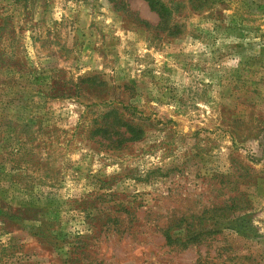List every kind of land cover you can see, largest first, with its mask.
<instances>
[{
	"label": "rangeland",
	"instance_id": "374dc122",
	"mask_svg": "<svg viewBox=\"0 0 264 264\" xmlns=\"http://www.w3.org/2000/svg\"><path fill=\"white\" fill-rule=\"evenodd\" d=\"M157 1L0 0V264H264V0Z\"/></svg>",
	"mask_w": 264,
	"mask_h": 264
},
{
	"label": "trees",
	"instance_id": "16d2710c",
	"mask_svg": "<svg viewBox=\"0 0 264 264\" xmlns=\"http://www.w3.org/2000/svg\"><path fill=\"white\" fill-rule=\"evenodd\" d=\"M148 2H149V4L151 5V7L153 8V9H155V10H160V9H158V7H160V5L161 4H158V1L157 0H147ZM161 6H163V5H161ZM170 228L171 227H169L168 229H167V232H166V238H167V242L169 243V244H175L176 242H178V241H180V239L181 238H179V237H176L175 235H173V234H171L170 232Z\"/></svg>",
	"mask_w": 264,
	"mask_h": 264
}]
</instances>
